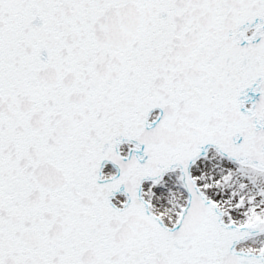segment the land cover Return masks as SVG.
<instances>
[{"label": "snow or ice", "instance_id": "6c2138e0", "mask_svg": "<svg viewBox=\"0 0 264 264\" xmlns=\"http://www.w3.org/2000/svg\"><path fill=\"white\" fill-rule=\"evenodd\" d=\"M0 264H264V0H0Z\"/></svg>", "mask_w": 264, "mask_h": 264}]
</instances>
